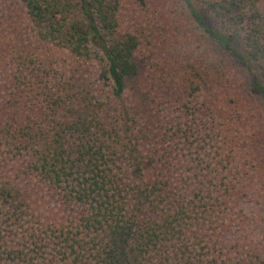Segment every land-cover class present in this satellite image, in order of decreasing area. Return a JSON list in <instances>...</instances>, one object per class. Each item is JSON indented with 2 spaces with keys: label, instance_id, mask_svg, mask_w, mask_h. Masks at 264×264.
Wrapping results in <instances>:
<instances>
[{
  "label": "trees",
  "instance_id": "trees-1",
  "mask_svg": "<svg viewBox=\"0 0 264 264\" xmlns=\"http://www.w3.org/2000/svg\"><path fill=\"white\" fill-rule=\"evenodd\" d=\"M0 264H264V0H0Z\"/></svg>",
  "mask_w": 264,
  "mask_h": 264
}]
</instances>
